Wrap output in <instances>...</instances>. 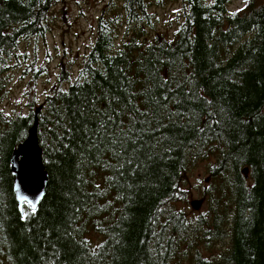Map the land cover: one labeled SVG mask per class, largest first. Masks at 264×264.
<instances>
[{
    "label": "trees",
    "instance_id": "obj_1",
    "mask_svg": "<svg viewBox=\"0 0 264 264\" xmlns=\"http://www.w3.org/2000/svg\"><path fill=\"white\" fill-rule=\"evenodd\" d=\"M233 1L108 0L76 78L64 67L41 104L47 67L19 45L46 36L58 0H0V89L7 69L27 78V112L0 109L5 264H176L197 239L223 237L226 250L197 249L193 264H264V0ZM172 2L182 10L171 38L152 8ZM40 107L49 183L22 214L11 155ZM199 161L210 162L208 218L175 207Z\"/></svg>",
    "mask_w": 264,
    "mask_h": 264
},
{
    "label": "rangeland",
    "instance_id": "obj_2",
    "mask_svg": "<svg viewBox=\"0 0 264 264\" xmlns=\"http://www.w3.org/2000/svg\"><path fill=\"white\" fill-rule=\"evenodd\" d=\"M107 1L58 0L50 20L52 29L46 36L39 39L21 40L19 50L22 54L27 55V63L37 59L36 66L47 67V74L41 77L38 84V98L41 104L44 103L46 94L64 67L72 70L73 80L76 78L82 62L95 40L97 20L101 8ZM245 2L246 0H235L231 4V9L240 8ZM181 10V3L176 2L168 3L164 7L152 8L158 18L157 32H162L165 36L172 38L180 23ZM23 65L22 67H25L26 62ZM5 74L7 77L0 89V109L8 115L27 112L26 101L22 96L27 78H24L22 72L15 68L7 69ZM209 163V161L195 163L188 168L182 178L180 188L185 199L178 201L175 207L183 210L190 218L209 217V196L205 195V191H209L212 184L208 171ZM194 200L202 201L198 210H195L191 205ZM229 212L231 214V211ZM89 236L93 246L101 242V237L97 232L91 231ZM229 244L230 239L223 237L213 242L210 247H206L202 239L199 238L195 242V246L198 248H189L177 259L176 264H193V256L197 249L206 257L217 256L226 250ZM0 264H5L2 258H0Z\"/></svg>",
    "mask_w": 264,
    "mask_h": 264
},
{
    "label": "water",
    "instance_id": "obj_3",
    "mask_svg": "<svg viewBox=\"0 0 264 264\" xmlns=\"http://www.w3.org/2000/svg\"><path fill=\"white\" fill-rule=\"evenodd\" d=\"M35 111L32 126L28 130L26 139L20 143L11 155V173L13 175V189L19 205V210L24 213V204L31 209H37L46 194L49 183V174L43 161V149L40 145L38 128L39 112ZM248 168L243 169V174L248 177ZM192 207L198 210L201 200L191 202Z\"/></svg>",
    "mask_w": 264,
    "mask_h": 264
},
{
    "label": "snow or ice",
    "instance_id": "obj_4",
    "mask_svg": "<svg viewBox=\"0 0 264 264\" xmlns=\"http://www.w3.org/2000/svg\"><path fill=\"white\" fill-rule=\"evenodd\" d=\"M238 11H239V10H238ZM230 15H233V16H234V15H235V13H231ZM6 115H7V114H6Z\"/></svg>",
    "mask_w": 264,
    "mask_h": 264
}]
</instances>
